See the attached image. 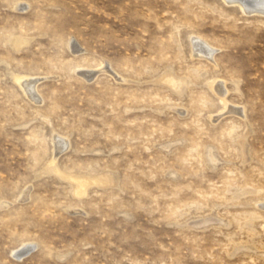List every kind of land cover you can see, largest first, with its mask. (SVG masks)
I'll return each mask as SVG.
<instances>
[{"label":"rangeland","instance_id":"1","mask_svg":"<svg viewBox=\"0 0 264 264\" xmlns=\"http://www.w3.org/2000/svg\"><path fill=\"white\" fill-rule=\"evenodd\" d=\"M240 1L0 0V264H264Z\"/></svg>","mask_w":264,"mask_h":264},{"label":"water","instance_id":"2","mask_svg":"<svg viewBox=\"0 0 264 264\" xmlns=\"http://www.w3.org/2000/svg\"><path fill=\"white\" fill-rule=\"evenodd\" d=\"M31 250H32V247H26V248H24V249H21L20 251H18V252L16 253V257H17V258H20V257L24 256V254H25V255L28 254L29 251H31Z\"/></svg>","mask_w":264,"mask_h":264},{"label":"bare ground","instance_id":"3","mask_svg":"<svg viewBox=\"0 0 264 264\" xmlns=\"http://www.w3.org/2000/svg\"><path fill=\"white\" fill-rule=\"evenodd\" d=\"M232 1V0H231ZM240 1V0H239ZM264 1V0H263ZM241 2V1H240ZM235 3V2H234ZM237 3H239V2H237ZM257 3H259L258 1H257ZM252 5V4H251ZM260 8V7H259ZM261 9V8H260ZM262 9L264 10V4H263V6H262ZM247 10V9H246ZM251 12V11H250ZM249 13V12H248ZM196 42V41H195ZM197 44V43H196ZM196 44H195V46H196ZM199 44V43H198ZM201 45V44H200ZM200 47V46H199ZM195 48V47H194ZM208 55V54H207ZM29 86V85H28ZM84 183H86L84 180H80V181H78V185H79V191H82V188H83V184Z\"/></svg>","mask_w":264,"mask_h":264}]
</instances>
